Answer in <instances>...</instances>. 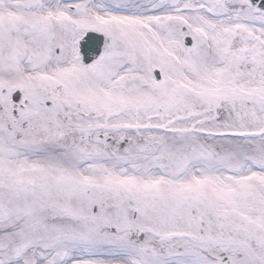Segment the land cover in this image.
<instances>
[{"label":"snow or ice","instance_id":"snow-or-ice-1","mask_svg":"<svg viewBox=\"0 0 264 264\" xmlns=\"http://www.w3.org/2000/svg\"><path fill=\"white\" fill-rule=\"evenodd\" d=\"M0 264H264V0H0Z\"/></svg>","mask_w":264,"mask_h":264}]
</instances>
